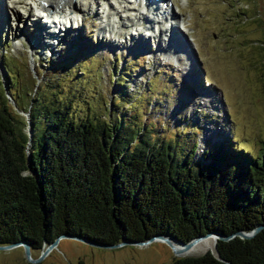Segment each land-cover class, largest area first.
<instances>
[{
	"label": "trees",
	"instance_id": "16d2710c",
	"mask_svg": "<svg viewBox=\"0 0 264 264\" xmlns=\"http://www.w3.org/2000/svg\"><path fill=\"white\" fill-rule=\"evenodd\" d=\"M14 78L0 91V245L41 251L70 234L102 245L166 234L189 242L264 223V150L256 158L222 146L209 164L195 163L198 140L187 150L132 111L121 122L80 117L74 94L39 79L21 104ZM20 111L30 113L31 144ZM216 248L223 259L209 249L172 264H264V227Z\"/></svg>",
	"mask_w": 264,
	"mask_h": 264
},
{
	"label": "rangeland",
	"instance_id": "374dc122",
	"mask_svg": "<svg viewBox=\"0 0 264 264\" xmlns=\"http://www.w3.org/2000/svg\"><path fill=\"white\" fill-rule=\"evenodd\" d=\"M172 2L179 20L189 26L181 30L189 52L171 50L166 42L160 49L150 37L148 49H140L139 41L126 34L129 29L107 37L110 31L100 32L102 9L99 15H88L84 27L58 40L57 47L31 46L34 20L16 6L24 18L10 13L7 23L0 20V91L1 82L12 74L14 89L24 95L21 104H28L39 79L74 94L80 117L89 113L99 121L121 122L132 111L137 122H157L161 136L179 140L187 150L198 140L195 163L209 164L222 146L259 157L264 150V0ZM206 250L177 257L166 242L103 249L70 238L60 240L43 261L172 264ZM32 256L39 258L41 251L32 250ZM28 262L23 247L0 251V264Z\"/></svg>",
	"mask_w": 264,
	"mask_h": 264
},
{
	"label": "bare ground",
	"instance_id": "6f19581e",
	"mask_svg": "<svg viewBox=\"0 0 264 264\" xmlns=\"http://www.w3.org/2000/svg\"><path fill=\"white\" fill-rule=\"evenodd\" d=\"M147 1L152 7L156 5L153 0ZM170 1L171 0H161L162 5L166 4V6H161L160 9L157 10V12H159L157 13V18L156 15L154 16L155 22L152 27L154 35L147 36L149 33L145 35L143 33V27L153 22L151 16L154 14L149 12L145 15L142 7L140 8V4L136 2L129 3L125 0H44L46 6L52 8L54 13L59 15V19L56 21V26L58 28L53 25L55 20L49 16L50 14L48 15L49 17H45L40 9L37 11L29 9V11H27L29 13L28 17L33 18V25H35V34L32 35L33 41H31L33 44L30 43V45H40L43 48L48 47V49L53 45V48H55L59 45L58 40L62 38L65 39L67 33L78 30L81 26L84 27L88 15H99V11L102 9L101 13L106 19L103 20L100 32L112 29L110 33L118 35L123 33V30L126 31L129 29L130 32L128 31L126 34L130 36L129 39L139 41L140 45H138V48L140 49H148L149 38L147 39V37H150L151 40H158L156 44H158L157 46L160 49H165L166 46H164V42H166L171 50L175 49L176 52H189V44L183 36V30L175 22L178 20L177 18L179 16L177 12H175V9L169 6ZM29 5V0H0V20H2V23H7L9 20L7 14L10 15V13L18 15L20 19L24 18L26 15L21 14L17 7H23L28 10ZM95 9H97L96 12ZM185 27L187 26L185 25ZM164 36H166L167 39H164ZM110 43L119 46V43L115 40H110ZM179 247H181V245H179L178 248ZM207 248L213 250V238L211 236H207L206 239L196 242L193 249L186 252L184 256Z\"/></svg>",
	"mask_w": 264,
	"mask_h": 264
},
{
	"label": "water",
	"instance_id": "95a60500",
	"mask_svg": "<svg viewBox=\"0 0 264 264\" xmlns=\"http://www.w3.org/2000/svg\"><path fill=\"white\" fill-rule=\"evenodd\" d=\"M7 93L9 91H6ZM9 95V94H8ZM10 99L12 100L11 96H9ZM15 104V103H13ZM21 112V111H20ZM25 113V111H22ZM25 117H26V120H27V123H28V134H29V137H30V143H32V139H33V136H34V130H32L31 128V122H30V113H25ZM264 227V223L262 224H259V225H256L253 229H250V230H247V231H243V230H240V231H236L230 235H224V234H221V233H217V232H211V231H208V233L206 235H202V236H196L194 238H192L191 241L189 242H184L182 239H178V238H175L174 236H170V234H166V235H153L150 239L146 240V241H129L128 239L124 238V240L118 244H111V245H102L101 243H93L92 241L88 240V238L86 237H80V236H74V235H60L56 238V240L51 243V244H48L47 241L44 242V245L42 247V250H41V256L39 258H36L34 259L33 256H32V248H31V245L30 243L28 242H15L14 244H1L0 245V251L3 250V249H6V250H11L13 248H15L16 246H19V247H23L25 249V252H26V256H27V259L29 260V262H31L32 264H39V263H42L43 260L45 259V257H47L49 255V253L51 251H53L56 246L59 244V241L60 240H63V239H70V238H73L74 240H77V241H80V242H86L88 243V245H91V246H98V247H101L103 249H110V248H122L124 247L125 245H142V246H148L150 244H152V242L156 241V242H163V243H168L169 246L173 249V251L175 252L176 256H184V254L186 252H189L191 249H193V246L196 242H199L201 240H204L206 239L207 236H211L214 240V250H210L211 252H215L216 253V256L220 259H223L222 257H220L219 253L216 251L217 248H216V241L218 239H224V240H229L235 236L238 235V237L240 238H250V237H254L262 228ZM177 245V246H176ZM181 245V247L178 248V246Z\"/></svg>",
	"mask_w": 264,
	"mask_h": 264
}]
</instances>
